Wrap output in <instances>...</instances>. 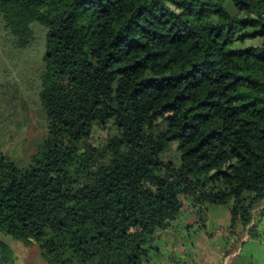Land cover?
<instances>
[{"label": "trees", "instance_id": "trees-1", "mask_svg": "<svg viewBox=\"0 0 264 264\" xmlns=\"http://www.w3.org/2000/svg\"><path fill=\"white\" fill-rule=\"evenodd\" d=\"M33 22L48 126L25 163L0 148V233L36 243L44 264H153L150 233L184 206L201 223L228 207L231 247L256 235L264 0H0L14 47ZM14 261L1 239L0 264Z\"/></svg>", "mask_w": 264, "mask_h": 264}, {"label": "rangeland", "instance_id": "rangeland-1", "mask_svg": "<svg viewBox=\"0 0 264 264\" xmlns=\"http://www.w3.org/2000/svg\"><path fill=\"white\" fill-rule=\"evenodd\" d=\"M45 32V27L38 22H33L31 45L26 49H20L10 43V38L7 37L2 23H0V148L18 163H25L30 159L36 150V144L45 136L48 126L38 102L39 74L44 65L42 56L45 46ZM109 133L108 130L97 127L92 135L93 144H100L101 146L102 142L110 138ZM222 208L224 207L215 208L208 214V218L206 211L204 222L197 221L198 225L190 228L188 235L185 236L183 233V239L193 241V238L197 236L198 228L204 224L203 228L206 232H213L218 235L217 239L206 242L207 248L203 250L207 255L206 258L198 248V251L192 256L193 259L201 258L203 264H264L261 260L264 258V244L253 239H249L244 244L240 243L241 248L238 256L234 257L229 254V257L224 262L222 261L221 249L223 247H227L226 251L232 249L231 245L226 242L224 244L219 243L220 235L216 234L217 229L222 226ZM215 214L219 216L220 221H216L213 216ZM150 234L151 239L155 240L154 246H158L166 252L163 254L162 251L160 257H155L154 254L153 262L155 263L153 264L156 262L171 264L174 255L181 254V252L175 254L172 247L170 248L168 245L169 235H167V231L152 230ZM248 236L250 237L251 234L243 232L240 238L246 239ZM1 239L12 249L15 257L14 263L6 264H44L36 243L26 246L2 232L0 233ZM217 245L221 246V249L217 248Z\"/></svg>", "mask_w": 264, "mask_h": 264}, {"label": "crops", "instance_id": "crops-1", "mask_svg": "<svg viewBox=\"0 0 264 264\" xmlns=\"http://www.w3.org/2000/svg\"><path fill=\"white\" fill-rule=\"evenodd\" d=\"M223 207H224V208H222L223 211H221V220H222L221 225L222 226L220 229H217L216 234L220 235L219 243L224 244V242H226L227 244H230L233 241V239L236 237L237 232L236 233L231 232V230L229 228V223H228L229 222V209H228V207H225V206H223ZM215 208H218V206L207 205V210H206L207 211V218H208V214L211 211H213ZM213 216L216 219V221H220V218L218 215L215 214ZM197 218H198L197 213L192 208H189L188 206H184L183 209L181 210V212H179L177 218L172 222V227L166 229L167 235H169V244L168 245H170V248L172 247V251L175 254L177 252H181L180 255H174L175 257L173 258V261L171 264H203L201 258L195 260V259H193L192 256L195 255L196 251H198V248L201 250V252H203V250H205L207 248L206 242L217 239L218 235H215L213 232H211V233L206 232V230H204V228H203L204 224H202L198 228L197 236L193 238V241H191L189 239H183L182 236L188 235L189 234L188 231L190 230V228L192 229L193 226L197 224ZM263 229H264V223L261 222L257 226L256 235L250 236V237L248 236L246 239H243V237H242V239L240 238V240L237 242V244L235 246L236 248L231 247L232 249L229 251L230 253L228 252L227 255L225 254L227 247H223L221 249L220 248L221 246L217 245V248L221 249L222 261L224 262L229 257V254L231 256H234V257L238 256L240 254L239 252H240V248H241L240 243L244 244V243L248 242L249 239H253L260 244H264V236L262 235ZM166 231H161V232H166ZM168 231L170 232L169 234H168ZM245 232L246 231H244V233ZM183 233H184V235H183ZM156 235H158V234H156ZM156 235L154 236V238L156 237ZM151 242L153 243V245H155L154 244L155 240H153V238L151 239ZM222 244H220V245H222ZM162 251L163 250L161 248L156 246L155 257H160V255H162ZM234 251H236V252L233 253ZM164 253H166V252L163 251V254ZM203 254H204V258H206L207 255H205L204 252H203ZM196 258H197V256H196ZM261 260L264 263V258H262ZM152 262H153V260H152ZM153 263H155V262H153ZM156 264H160V263L156 262ZM161 264H165V263H161Z\"/></svg>", "mask_w": 264, "mask_h": 264}]
</instances>
